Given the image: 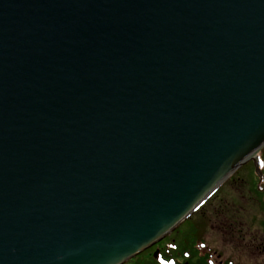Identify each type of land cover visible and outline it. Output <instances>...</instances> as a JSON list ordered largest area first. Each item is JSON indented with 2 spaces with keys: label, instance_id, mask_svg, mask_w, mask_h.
<instances>
[{
  "label": "water",
  "instance_id": "water-1",
  "mask_svg": "<svg viewBox=\"0 0 264 264\" xmlns=\"http://www.w3.org/2000/svg\"><path fill=\"white\" fill-rule=\"evenodd\" d=\"M264 146V0H0V264H123Z\"/></svg>",
  "mask_w": 264,
  "mask_h": 264
},
{
  "label": "rangeland",
  "instance_id": "rangeland-1",
  "mask_svg": "<svg viewBox=\"0 0 264 264\" xmlns=\"http://www.w3.org/2000/svg\"><path fill=\"white\" fill-rule=\"evenodd\" d=\"M259 153L258 151V155ZM252 164V161L249 160L238 168L236 170V172H240L238 173V178H240V175L246 176L245 179L247 180L251 178V168L248 166H252ZM237 180L238 179H236L235 184H232L233 182L231 183V181L221 184V186L200 205L198 209L178 225L177 229L185 227L186 221L198 220V215L204 213L208 216L206 220H209V218L211 220L212 218L209 224L214 225L213 228L210 227L206 229L207 233L205 236L213 237L216 241L215 244L220 247L225 255L235 256L237 259H245L248 263L264 264V212L261 213L258 205L255 204L257 202L251 198L245 185L239 184ZM232 202L239 204L234 205ZM227 203L230 204L229 206L237 208L236 215L240 216V223L243 225L238 224L236 221V223L231 222L234 224L230 227H221L222 225H220L217 228L215 225V216L220 213L219 208L221 204L225 206ZM233 218L234 217H230L228 219L232 220ZM201 223L205 225L204 221ZM229 228L234 230L236 237L233 235L235 237H233V240L230 238ZM235 228L238 230L239 228H243L245 233H249L250 231L252 232L250 233L251 236L244 235V237H238Z\"/></svg>",
  "mask_w": 264,
  "mask_h": 264
},
{
  "label": "flooded vegetation",
  "instance_id": "flooded-vegetation-1",
  "mask_svg": "<svg viewBox=\"0 0 264 264\" xmlns=\"http://www.w3.org/2000/svg\"><path fill=\"white\" fill-rule=\"evenodd\" d=\"M232 203L234 205L239 204ZM227 205L225 207L221 204L219 208L220 213L215 216L217 228L220 225H222L221 227H230L236 221L238 224L243 225L240 223V216L236 215L237 208L229 206L230 204L228 203ZM203 215H205V218H203L205 225H202L200 229L198 228L196 232H190L187 226L179 229L176 228L164 239L129 258L123 264H256L248 263L245 259H237L235 256L225 255L220 247L215 244L216 241L213 237L205 236L207 233L206 229L213 228L214 225L209 224L212 218L211 220L210 218L206 220L208 216L206 214ZM230 217L234 218L229 220L228 218ZM235 230L238 237H244V235L251 236L250 233H252L250 231L249 233H245L243 228H239V230L235 228ZM228 231L230 232V238L233 240L235 236L234 230L229 228Z\"/></svg>",
  "mask_w": 264,
  "mask_h": 264
},
{
  "label": "trees",
  "instance_id": "trees-1",
  "mask_svg": "<svg viewBox=\"0 0 264 264\" xmlns=\"http://www.w3.org/2000/svg\"><path fill=\"white\" fill-rule=\"evenodd\" d=\"M259 152H260L259 156H260V159L262 161L261 171L263 173V178L262 179L260 178L259 174L256 171L255 165L252 161V163H253L252 166L251 165L248 166L251 168V170H250L251 178H249L247 180V179H245L246 176H242L239 174L240 179H238L237 181L239 184L245 185L246 190H248V192L251 195V198H253V200H255L257 202L255 204L258 205L261 213H263L264 212V146L259 150ZM238 173H240V172L235 171L233 174H231L228 177V179H226L224 181V183L231 181V183L233 182L232 184H235V181H236L235 178L239 177ZM220 190H221V188H220ZM222 199H224V198H222ZM203 214H199L198 220H196V221H193V220L186 221V226L190 232L194 233V232H196V230L198 228L200 229L202 227L203 224L201 222L204 221L203 218H205V215H203Z\"/></svg>",
  "mask_w": 264,
  "mask_h": 264
}]
</instances>
